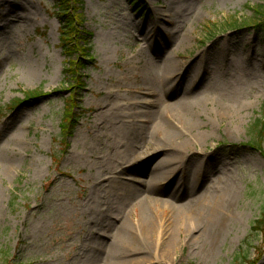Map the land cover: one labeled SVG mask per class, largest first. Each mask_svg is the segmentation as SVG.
<instances>
[{"label":"rangeland","instance_id":"obj_1","mask_svg":"<svg viewBox=\"0 0 264 264\" xmlns=\"http://www.w3.org/2000/svg\"><path fill=\"white\" fill-rule=\"evenodd\" d=\"M70 1L79 40L91 39L87 69L73 72L56 0H0V264H84L81 249L105 242L95 258L103 264L114 235L138 228L142 211L167 223L172 206L187 209L220 184L233 192L214 247L191 224L171 232L175 244L149 242L147 264H264V222L252 230L264 220V141L250 144L264 103V22L250 25L264 0ZM164 61L173 73L188 69L174 77L179 96L162 91L164 103H186L191 122L166 120L178 160L157 182L178 176L173 191L156 192L147 176L170 149L158 146L165 132L156 122L118 132L98 108L123 103L127 116L147 96L146 67L162 79ZM124 140L136 145L129 153ZM108 179L109 190L99 188ZM122 181L134 195L116 196Z\"/></svg>","mask_w":264,"mask_h":264},{"label":"bare ground","instance_id":"obj_2","mask_svg":"<svg viewBox=\"0 0 264 264\" xmlns=\"http://www.w3.org/2000/svg\"><path fill=\"white\" fill-rule=\"evenodd\" d=\"M179 5H182V3ZM179 10L186 12L185 6L180 7ZM171 66L172 64L169 62H162V71L164 74H166L162 79H159L160 75L155 68L152 66L146 67L144 70L143 81L145 86L144 88L146 89L143 90L141 94H145L147 96L142 98L141 101L139 100L137 104L135 103L131 105L129 109H125L127 110V116H124V110L122 108L123 106H121L125 105L123 103H121V105L118 103H105L104 106H100V108H98V116L109 115L114 121H119V123L115 124V127L117 128L116 130L118 132H129L133 130L142 131V123L146 125L150 123L153 125L154 122H156V131L165 132V140H162L158 146L162 151H166L165 148L169 146L170 149L167 150L168 152H162V158L158 163L154 164L150 170V176H148V187H150V190L156 192H158L156 187L161 185L170 187L166 189L171 190V186L176 182L178 176V172L175 171L172 172L167 179L157 182V178H159L161 175L172 171V162H176L178 160L177 155L176 157H172L169 156V153H171V141L177 140L179 137L174 131L167 128L166 120L170 119L171 117L178 116L180 119L185 120V122H191V111L189 110L186 103L180 102V100L167 104L163 102L165 91L167 93L168 91L174 89L172 91L174 92L173 98L180 95L178 92L180 91L178 88L179 86L173 85L175 83L174 77L180 76L179 78L181 79L185 76V73L188 72V69H186V71L182 73H173L171 71ZM207 68L208 66L206 64L204 70ZM157 84L162 85V89H156ZM164 88H166V90L162 91ZM167 88L170 90H167ZM180 88H182L183 93L191 91L189 86L185 87L182 85ZM121 118H127L128 122L124 123ZM131 137L132 136H129L128 138L131 140L133 139V137ZM135 147L136 145H134L132 141L124 140L123 149L126 153L131 152ZM181 158H179V161H181ZM126 179L135 181V178H124V180ZM109 180L110 179H108L106 182H97L99 188L103 189L104 191H108L111 185V181ZM123 182L124 181L118 182L117 188L120 189L116 196H119L120 194H126L128 192L130 195H134L128 191L129 182L122 184ZM171 191L170 195L172 194ZM232 192L233 189L231 187H222V184L213 186L212 188L208 189L205 196L198 199L196 202V199H194L193 203L190 204L187 209L185 207L172 206L171 211L173 216L171 217L170 221H167V223L154 222L152 218H147L144 214V211H142V217L144 220L138 228L129 226L126 227L125 230H119V232L114 235V242L111 244L108 251L109 256L103 264H147L150 259V254L147 253V250L149 251V242L153 240L156 243H159L158 245H160V242H162L163 247L166 244L169 245L171 241L173 242L172 244H175V240L173 239L174 237L173 234L171 235V232L173 230L175 232L181 231L183 228L185 229L192 226L191 224L198 226L196 230L200 229L201 236L209 237L211 246L214 247V243L217 242L215 236L225 220L222 212L225 210L224 208L227 206V203H229ZM126 196L128 197L129 195ZM162 203L166 205L170 204L169 201L165 200ZM141 208L144 209L143 206ZM168 236L169 238H167ZM89 237L90 236H88V239L90 241L98 240L94 239L92 236L90 238ZM170 239L172 240L169 241ZM104 248H107L105 246V242H98L93 245L89 244V246H85L83 249H81L79 256L84 260V264H97L95 258L100 255ZM147 257H149V259Z\"/></svg>","mask_w":264,"mask_h":264},{"label":"trees","instance_id":"obj_3","mask_svg":"<svg viewBox=\"0 0 264 264\" xmlns=\"http://www.w3.org/2000/svg\"><path fill=\"white\" fill-rule=\"evenodd\" d=\"M54 12L56 18H58L59 23H60V40H61V45L62 48L64 49L66 55H68L69 62H73L70 65V71L73 72V70H81V69H87V66L84 64V62H87V56H89V53L87 49L91 50V39H87L86 36H80V40L77 36V28L75 27L74 23L76 22L74 20V12H72V7H71V1L70 0H56V4L54 5ZM264 5H260L256 9V13L254 14V18L258 17L259 21H256L257 19H254V22H256L254 25L250 26H256V27H261L264 22ZM260 19H262L260 21ZM239 28H235L237 30ZM220 31V30H217ZM80 50L83 55L82 59H79L76 63L74 61H71L72 57L76 54V52ZM71 86V85H70ZM32 93V92H31ZM41 97V95H27L26 99H33ZM24 100H18L15 101L14 104H21L23 103ZM14 104L12 106H14ZM15 107V106H14ZM67 130V129H65ZM253 136L254 139L250 143L253 149L260 150V146L262 145V142L264 141V103L261 107V113H260V118L257 119L253 126ZM257 221L256 223L259 224L258 227L253 226L252 230H260V224L264 222V220L261 222Z\"/></svg>","mask_w":264,"mask_h":264}]
</instances>
